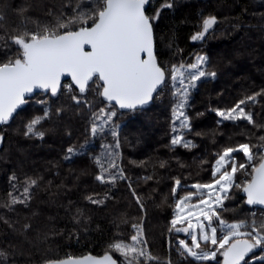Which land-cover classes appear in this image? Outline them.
Wrapping results in <instances>:
<instances>
[{"label": "trees", "instance_id": "1", "mask_svg": "<svg viewBox=\"0 0 264 264\" xmlns=\"http://www.w3.org/2000/svg\"><path fill=\"white\" fill-rule=\"evenodd\" d=\"M168 2L174 6L161 9L159 19L153 22L159 64L170 69L173 64H190L197 55H205L207 70L217 73L215 79L202 80L191 92L187 113L192 118V131L186 134V139L195 147L169 146L175 103L171 81L147 107L136 112L120 110L100 97L95 91L98 77L90 82L83 95L93 105L91 109L83 105L77 108L63 87L55 96L49 90L27 97L26 104L14 118L0 124L3 135L0 142V249L8 253L7 264H43L67 255H104L106 251L118 264H126L124 257L109 245L129 241L134 234L132 224L141 222L148 250L158 258L150 264H167L169 260L172 264H222L223 257L219 254L217 261L211 262L182 259L176 251L178 240L190 242V237L185 233H170L169 227L175 200L188 191L195 192L191 185L212 181L217 153L224 147L241 143L255 145V153L264 145L260 140L264 137V96L246 106V111L253 113L256 125L261 127L246 120L217 124L220 118L212 111L231 107L245 96L264 89V0H149L147 15H155L156 9ZM94 7V0H0L3 15L0 37L13 31L55 28L77 16V8L79 12L90 14ZM208 15H215L218 23L202 41H192L191 35L201 30L202 17ZM16 52V47L5 51L0 44V62L14 57ZM46 107L52 115L38 126V130L45 133L44 137H26L24 125L33 117L43 115ZM58 107L65 109L60 116L55 114ZM101 108L117 111L113 117V127L119 126L116 130L120 140V147L115 149L119 154L116 160L128 179L119 180L115 185L101 184L95 179L99 169L89 155L64 159L67 147L83 144L89 138L86 129L90 118ZM114 144L109 130L87 145V150L90 155H98L103 151L101 145ZM234 155L238 163H247L243 152ZM255 155L259 163L262 154ZM13 175L17 179L10 183ZM243 175L237 173L234 183L242 185ZM30 178L39 180L38 186L31 189L32 199L27 205L9 206L8 194L21 196ZM176 179L181 181V187L173 197L171 190ZM133 190L142 201L143 209L137 204ZM105 194L108 198L103 205L86 199L88 196L104 199ZM230 197L224 201L223 210H219L225 221H245L249 225L242 228L245 232L251 230L253 218L257 226L264 223L259 214L253 213L262 212L264 208L247 204L242 190L232 188ZM78 210L82 215L77 214ZM25 224L31 225L30 229L25 230ZM202 247H205L203 243ZM253 255L264 257V249H254L245 258L250 264H264V259H253Z\"/></svg>", "mask_w": 264, "mask_h": 264}, {"label": "snow or ice", "instance_id": "2", "mask_svg": "<svg viewBox=\"0 0 264 264\" xmlns=\"http://www.w3.org/2000/svg\"><path fill=\"white\" fill-rule=\"evenodd\" d=\"M148 2L149 0H94L96 7L90 14L79 12L77 8V16L59 23L55 28L45 27L37 32L13 31L0 37V44L4 45L5 51L17 48L14 57L0 62V124L8 123L14 118L18 109L26 104V94L33 93L34 89L50 90L55 96L59 88H66L71 102L77 108L83 105L91 109L93 105L83 95L90 82L98 77L99 85L95 91L100 97L109 103L114 101L119 109L136 112L143 110L157 98L161 89L171 81L175 103L172 105V138L169 146L195 147L192 141L186 139V134L192 131V118L187 113L191 92L202 80L215 79L217 73L207 70L208 57L205 55H197L190 64L181 62L179 65L173 64L170 69L161 67L154 54L153 22L159 19L161 9L172 8L174 4L164 3L156 9L155 15L149 16L146 14ZM0 19H3L2 14ZM217 23L215 15L203 16L201 30L191 35L190 39L202 41ZM73 26H76L74 30ZM62 76H70L71 82L62 85ZM262 96L264 89L245 96L231 107L212 109L220 118L217 124L246 120L253 126L261 127L256 125L253 113L246 111V106L256 103L257 98ZM64 111L63 107H58L55 114L60 116ZM51 115L50 108L46 107L43 115L33 117L24 125V135L42 139L45 133L38 130V126ZM116 115V110L105 108H101L98 114L93 113L90 126L86 129L89 138L83 144L70 145L65 150V160H71L77 155H89L99 169L95 179L101 184L115 185L119 180L128 179L116 160L119 154L115 149L120 147L119 133L116 130L119 126L113 127V117ZM109 130L115 144L101 145L103 151L100 154L90 155L87 145ZM2 139L3 135L0 134V141ZM260 140L264 142V137H260ZM254 148L255 145L248 143L224 147L222 152L217 153L212 167V181L191 185L195 192L188 191L175 200L169 232L185 233L186 237H190V244L186 239L178 240L176 251L182 259L211 262L217 261L219 254L223 257V264H241L242 261L250 264L245 259L246 256L254 249H264V223L257 226V222L253 220L251 230L242 232V228L249 227L245 221L228 223L219 211L223 210L224 201L231 198L232 188L242 190L247 195V204L264 205V155L256 163ZM237 152H243L247 163L236 161L234 154ZM140 164L143 165L144 162L141 161ZM226 165L230 166V170ZM163 166L162 163L161 167ZM248 168L251 169L250 172L247 171ZM237 173H247L250 178L246 177L242 185L236 184L234 178ZM16 179L15 175L11 176L10 183ZM38 183V179L30 178L21 196L10 192L9 206L27 205L32 199L31 189L38 186ZM12 186L15 188L14 183ZM129 187L131 188V183ZM180 187L181 181L176 179L171 190L173 197ZM133 196H136L134 190ZM107 198V194L104 199L86 197L96 205H103ZM194 198L195 203H190ZM136 202L143 209L138 196ZM77 214L82 215V212L78 210ZM23 227L28 230L31 225L25 224ZM132 229L134 234L128 242L120 240L110 244L109 248L119 252L126 264H150L157 261L158 258L148 250L142 222L133 223ZM202 243L205 247H202ZM253 259L264 257L253 255ZM7 260L8 253L0 249V264H7ZM45 264H117V261L106 251L102 257L90 254L79 257L67 255L62 259L46 261ZM167 264H172V261H167Z\"/></svg>", "mask_w": 264, "mask_h": 264}, {"label": "water", "instance_id": "3", "mask_svg": "<svg viewBox=\"0 0 264 264\" xmlns=\"http://www.w3.org/2000/svg\"><path fill=\"white\" fill-rule=\"evenodd\" d=\"M147 14V13H146ZM153 33H154V28H153ZM86 50H87V46H86ZM154 54H155V56H156V43H155V33H154ZM156 59H157V57H156ZM157 62H158V60H157ZM159 63V62H158ZM162 67V66H161ZM67 79H69L70 81H71V77L70 76H62L61 77V83H63L65 80H67ZM60 89V88H59ZM39 91H45V90H43V89H34L33 90V93H29V94H26V98L27 97H31V96H33L35 93H37V92H39ZM107 101V100H106ZM108 102V101H107ZM111 103H113V104H115V102L113 101V102H111ZM151 103V102H150ZM116 105V104H115ZM24 106V105H23ZM23 106H21V108L23 107ZM117 107H118V109H119V106L118 105H116ZM148 106V105H147ZM147 106H145V107H147ZM144 107V108H145ZM19 110V109H18ZM120 110H124V109H120ZM245 194V193H244ZM246 195V194H245ZM246 197H247V195H246ZM252 205H254V206H259V207H262V208H264V205H260V204H252ZM90 254V253H89ZM89 254H84V255H89ZM250 254V253H249ZM248 254V255H249ZM84 255H80V256H84ZM90 255H92V256H95V257H102L103 255H94V254H90ZM110 255H112V254H110ZM247 255V256H248ZM113 256V255H112ZM75 257H79V256H75ZM113 259H115L116 261H117V264H118V260L113 256ZM43 264H45V263H43ZM222 264H223V258H222Z\"/></svg>", "mask_w": 264, "mask_h": 264}, {"label": "rangeland", "instance_id": "4", "mask_svg": "<svg viewBox=\"0 0 264 264\" xmlns=\"http://www.w3.org/2000/svg\"><path fill=\"white\" fill-rule=\"evenodd\" d=\"M65 90H67L66 88H65ZM41 98V97H40ZM43 98V97H42ZM106 110H113V109H108V108H105ZM1 142V141H0ZM256 153H261L262 155H264V146H260V148H259V151H256L255 152V154ZM236 156V155H235ZM236 161H237V159H236ZM226 167H228V169L230 170V166H227L226 165ZM248 172H250L251 171V169L250 168H248V170H247ZM246 177H247V173H244V175H243V180L245 181V179H246ZM248 178V177H247ZM236 181V179L234 178V182ZM184 195H186V194H184ZM184 195H182V196H184ZM181 197V196H180ZM179 197V198H180ZM178 198V199H179ZM190 203H195V200H193V201H191ZM254 214H259L262 218H263V220H264V211H262V212H260V211H254L253 212ZM254 220H255V218H253ZM253 221V220H252ZM228 223H234V222H228ZM241 231L242 232H245L243 229H241ZM116 242H118V241H116ZM125 242H128V241H125ZM189 244H190V242H188ZM214 250V249H213Z\"/></svg>", "mask_w": 264, "mask_h": 264}, {"label": "built area", "instance_id": "5", "mask_svg": "<svg viewBox=\"0 0 264 264\" xmlns=\"http://www.w3.org/2000/svg\"><path fill=\"white\" fill-rule=\"evenodd\" d=\"M69 83H70L69 80H66V81L63 82L64 85H68Z\"/></svg>", "mask_w": 264, "mask_h": 264}]
</instances>
